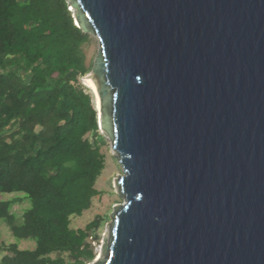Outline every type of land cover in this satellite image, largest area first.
Listing matches in <instances>:
<instances>
[{
    "label": "water",
    "instance_id": "95a60500",
    "mask_svg": "<svg viewBox=\"0 0 264 264\" xmlns=\"http://www.w3.org/2000/svg\"><path fill=\"white\" fill-rule=\"evenodd\" d=\"M70 2L124 171L95 264H264V0Z\"/></svg>",
    "mask_w": 264,
    "mask_h": 264
},
{
    "label": "trees",
    "instance_id": "16d2710c",
    "mask_svg": "<svg viewBox=\"0 0 264 264\" xmlns=\"http://www.w3.org/2000/svg\"><path fill=\"white\" fill-rule=\"evenodd\" d=\"M70 7V0H0V194L32 204L18 225L10 211L22 200L0 202V227L6 222L15 238L36 243L33 251L0 245L8 253L0 264L95 259L89 239L102 219L71 228L100 194L105 157L88 139L98 135L97 112L80 84L92 71L83 48L90 37Z\"/></svg>",
    "mask_w": 264,
    "mask_h": 264
},
{
    "label": "rangeland",
    "instance_id": "374dc122",
    "mask_svg": "<svg viewBox=\"0 0 264 264\" xmlns=\"http://www.w3.org/2000/svg\"><path fill=\"white\" fill-rule=\"evenodd\" d=\"M69 10L75 15L76 12L72 9V7H70ZM89 37L90 41L85 44L83 48L87 57V66H90L93 70L96 61V56L99 55L101 49V44L97 36L90 34ZM89 75L80 79V84L83 86V88L88 94L93 96L94 108L97 111V122L99 130L97 136L89 135L88 139L93 144H99L101 153L105 157V169L96 184V189L100 194L93 199L92 207L89 211H86L82 217L72 218L71 228L74 230L85 229L86 226L96 221L98 218L102 219L98 229L96 230L95 235H93V237L89 239V242L95 254V259L90 264H95L100 262L104 257L105 246L109 241L111 233V215L113 214L116 206L124 204V198L119 195V188L117 184L120 177L124 175V171L116 156V153L113 150L112 141L103 133V130H101L100 128L97 100L94 99L95 97L92 94L93 92H91L93 90L90 89L86 83L88 79L91 80V76ZM94 80L97 82V84H99L96 78ZM100 138H103L102 142L100 141ZM14 200H22L18 201L15 205H13L10 211V214L14 215L16 218V224L19 225L23 222L24 213L32 207V204L30 200H27L26 196L23 194H0V202ZM0 231V245L8 247L17 244L19 249L23 251H33L36 249V243L34 241L18 240L17 238H15L12 234L9 225L6 222L2 223ZM5 255H8V253H0V261ZM59 257L64 258L66 261H72L71 257L68 254H53L51 256L52 259H57Z\"/></svg>",
    "mask_w": 264,
    "mask_h": 264
},
{
    "label": "bare ground",
    "instance_id": "6f19581e",
    "mask_svg": "<svg viewBox=\"0 0 264 264\" xmlns=\"http://www.w3.org/2000/svg\"><path fill=\"white\" fill-rule=\"evenodd\" d=\"M86 83H87V86L93 90L91 92H93L92 94L94 95L95 99L97 100V107H98V113H99V119H100V117H101V99L99 96V86H98L97 82L92 77H91V80L88 79V81ZM100 257H99V260H100Z\"/></svg>",
    "mask_w": 264,
    "mask_h": 264
}]
</instances>
